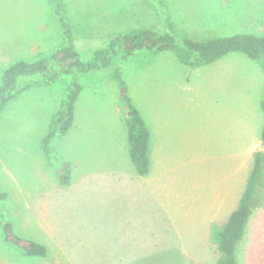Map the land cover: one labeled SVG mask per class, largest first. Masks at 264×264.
Masks as SVG:
<instances>
[{
	"label": "rangeland",
	"instance_id": "rangeland-1",
	"mask_svg": "<svg viewBox=\"0 0 264 264\" xmlns=\"http://www.w3.org/2000/svg\"><path fill=\"white\" fill-rule=\"evenodd\" d=\"M54 1L62 4L74 27L81 61L93 59V50L106 46L117 33L139 27L163 31L164 15H171L180 31L202 40L209 35L202 26L204 22L212 26L216 8H236L241 16L264 8V0H0V72L59 47L63 39L53 18ZM263 25L247 29L264 33ZM171 62L178 67L172 52H162L161 57L140 52L127 61L114 59L112 68L121 71L137 107L149 102L154 108L153 80ZM112 68L72 69L20 93L1 111L0 194L6 198L0 199V211L17 235L42 244L47 256H24L0 239V264H202V259L215 264L219 258L216 236L234 208L225 201L229 189L223 188L246 178L247 159H211L208 170L204 158L189 165L187 149L169 135L161 164L178 160V170L148 183L135 181L125 186L128 189L117 187L112 182L125 180L130 169L124 109ZM191 77L194 82L188 90L202 96L201 71ZM72 82L81 91L71 128L50 143L60 161V166L51 167L39 142ZM173 94L180 95L179 90ZM202 104L194 106L189 122L199 117ZM174 145L180 150L169 154ZM92 151L95 161L116 171L98 167L97 172H89V167H83L81 161L91 160ZM149 154L154 169L153 146ZM62 163L71 172L67 187L59 186L55 177ZM261 210L264 214V206ZM253 233L236 245L238 264H264V216Z\"/></svg>",
	"mask_w": 264,
	"mask_h": 264
},
{
	"label": "crops",
	"instance_id": "crops-1",
	"mask_svg": "<svg viewBox=\"0 0 264 264\" xmlns=\"http://www.w3.org/2000/svg\"><path fill=\"white\" fill-rule=\"evenodd\" d=\"M184 9L189 11V8ZM207 9L205 8L204 12ZM216 9L217 11L212 15L214 21L212 26L206 22L203 23L204 25L202 24V27L205 28L204 32L209 34L204 39L225 37L236 33H256L248 31L247 26L257 28L264 22V8H254L251 14H246V16H241L239 13L237 15L236 8ZM216 28L220 31L219 34L215 32ZM211 31L216 34H211ZM256 34L264 35V33ZM156 55L161 57V53ZM177 65L178 67H174L172 62L169 66L165 64V72L158 70L155 75L153 80V87H155L154 108L148 106L151 105L149 102H147L148 105L142 102L139 108L131 99L148 131V172L144 175L137 174L129 155H126V164L129 162L130 174L124 178L125 180L117 178L112 183L116 182L117 187L121 184L123 188L128 189L125 186L136 184L135 181L144 180L145 183H148L157 180L164 173L173 174L175 170H178V160L170 165L161 164L164 156V145L166 144L164 142H167V137L171 135L172 142L181 141L183 147L187 149V164L189 165L195 160L202 161L204 158V161L208 160L206 168L208 170L211 168V159L213 161L215 158L220 160L245 157L247 159L246 166L248 163L249 166L246 178L240 183L238 181L227 183L223 188L229 189L225 201L234 207L231 210L232 212L236 209L249 179L253 153L259 150L264 151L261 140L264 128V113L261 109L264 71L256 62L238 52L225 54L209 64L188 66L178 61ZM199 71H201L203 78L202 96L188 90L194 82L191 77L192 73H198ZM141 88L140 92L142 93ZM144 89V91H147L146 87ZM174 90H179L180 95H174ZM180 97L184 100L181 101ZM200 102H203L201 114L195 121L191 120L192 122H189V113L193 112L194 106H197ZM125 146L127 145L125 144ZM152 146L155 148L156 165L154 164V169H151V155L149 154ZM179 150V145H176V148L174 145L169 154ZM189 150H192L191 153H189ZM90 153L91 160L81 161L83 167H89V172H97L98 167H106L103 172L116 171V169L112 170L109 164L95 161V151ZM238 171L237 168L236 173ZM243 182L244 186H242ZM145 190L149 193L147 188ZM150 193L156 200L157 195L154 193L153 196L151 191ZM238 194H240L239 199ZM263 206L264 164L260 181L253 194L250 213L245 224L246 229L244 228L245 232L235 244L236 264H238V250L235 251L236 245L242 239L252 236L253 231L260 226L262 216H264L263 210H261ZM206 252H209V250H206ZM200 262L202 264H212L211 261H205L204 259Z\"/></svg>",
	"mask_w": 264,
	"mask_h": 264
},
{
	"label": "trees",
	"instance_id": "trees-1",
	"mask_svg": "<svg viewBox=\"0 0 264 264\" xmlns=\"http://www.w3.org/2000/svg\"><path fill=\"white\" fill-rule=\"evenodd\" d=\"M162 5V2L160 3ZM53 18L62 35V43L54 50L38 57L20 60L8 65L0 72V113L3 108L20 93L41 83H50L61 74L72 69L82 72L106 70L112 68L113 60L127 61L136 53L146 52L156 55L172 52L183 65L197 66L209 64L225 54L238 52L256 62L264 71V35L256 33H236L225 37L197 40L180 31L171 15H164V30L139 27L113 35L106 46L93 50V59L81 61L75 46V31L66 16V10L59 1L52 5ZM111 78L115 82L124 109L129 157L137 174L148 172V131L144 126L137 109L128 94L127 84L121 71L113 67ZM80 85L72 82L68 93L53 113L47 132L39 142V148L46 163L51 167L60 166L57 154L50 147L55 137L64 136L72 126L73 109ZM264 113V86L261 100ZM264 148V128L262 132ZM264 164V151L253 153L252 168L247 184L241 194L239 203L226 219L222 229L217 233V250L219 258L215 264H236L234 256L235 244L241 239L247 218L250 213L254 191L260 181ZM62 171H56L55 177L59 186L67 187L70 183V168L62 163ZM6 194H0L5 199ZM0 239L27 257H46L47 249L33 240L20 237L14 232L12 223L0 211Z\"/></svg>",
	"mask_w": 264,
	"mask_h": 264
}]
</instances>
